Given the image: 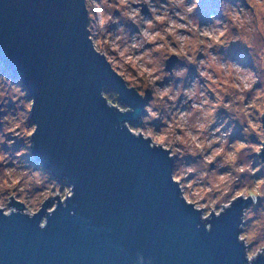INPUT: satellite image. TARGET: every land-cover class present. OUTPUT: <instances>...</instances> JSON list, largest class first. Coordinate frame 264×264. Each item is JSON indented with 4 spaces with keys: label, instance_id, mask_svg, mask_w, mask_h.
<instances>
[{
    "label": "clouds",
    "instance_id": "1",
    "mask_svg": "<svg viewBox=\"0 0 264 264\" xmlns=\"http://www.w3.org/2000/svg\"><path fill=\"white\" fill-rule=\"evenodd\" d=\"M81 3L93 54L126 91L146 100L139 123L120 127L172 161L170 182L201 222L237 202L246 205L236 242L245 264L264 259V0H216L204 22L196 14L201 0ZM233 47L243 61L228 55ZM112 93L116 104L106 99ZM99 95L121 115L134 111L118 92L101 89ZM34 104L27 89L0 73V214L32 220L43 209L37 226L44 229L58 205L67 206L74 185L24 159L38 127L28 123ZM18 141L22 146L14 150ZM135 259L143 264L146 258L137 253Z\"/></svg>",
    "mask_w": 264,
    "mask_h": 264
},
{
    "label": "water",
    "instance_id": "2",
    "mask_svg": "<svg viewBox=\"0 0 264 264\" xmlns=\"http://www.w3.org/2000/svg\"><path fill=\"white\" fill-rule=\"evenodd\" d=\"M86 23L81 0H0V62L35 99L30 154L74 185L44 229L43 209L32 220L0 214V264H138L137 253L143 264H245L235 237L246 205L207 222L184 205L169 179L172 161L120 127L138 123L145 101L93 54ZM104 88L134 111L107 108Z\"/></svg>",
    "mask_w": 264,
    "mask_h": 264
},
{
    "label": "rangeland",
    "instance_id": "3",
    "mask_svg": "<svg viewBox=\"0 0 264 264\" xmlns=\"http://www.w3.org/2000/svg\"><path fill=\"white\" fill-rule=\"evenodd\" d=\"M213 11H216V0H201V4L199 6V8L197 9V12L196 14L201 18L202 22L206 21L207 20V17L209 15V13L213 12ZM228 55L231 56L233 59H240L241 61H243L244 59V54L242 52V50L238 49V48H235L233 47L232 49L229 50L228 52ZM0 73H4V74H9L10 77L13 79V82L14 83H19L21 84L20 80H17L16 77L17 76H14L9 70L5 69L2 65V63L0 62ZM22 85V84H21ZM23 86V85H22ZM23 88H25L23 86ZM103 90L105 91H112L108 88H104ZM115 92V91H114ZM27 96H28V93H27ZM29 97V96H28ZM106 99L108 100L109 103L111 104H116L117 103V94L116 93H112L110 96H106ZM145 103H146V100H145ZM122 105H124L122 103ZM12 105L10 104L9 107H11ZM127 106V105H126ZM144 114V113H143ZM142 114V115H143ZM2 115V114H0ZM29 124H32L31 120L29 119L28 121ZM130 124H132L133 126H136L138 123H139V120H138V123L135 122V123H131L129 122ZM19 146H22V142H17V145L14 146V150H15V147H19ZM24 159L28 160L29 163L33 166V167H41L37 162H35L30 154V156H27L25 157ZM45 170V169H44ZM47 171V170H45ZM49 172V171H48ZM62 183H65V184H68L66 182L65 179H61L60 180ZM48 207L51 205L52 203V200L50 199L48 201ZM11 206V205H10Z\"/></svg>",
    "mask_w": 264,
    "mask_h": 264
},
{
    "label": "trees",
    "instance_id": "4",
    "mask_svg": "<svg viewBox=\"0 0 264 264\" xmlns=\"http://www.w3.org/2000/svg\"><path fill=\"white\" fill-rule=\"evenodd\" d=\"M122 104V103H121Z\"/></svg>",
    "mask_w": 264,
    "mask_h": 264
}]
</instances>
